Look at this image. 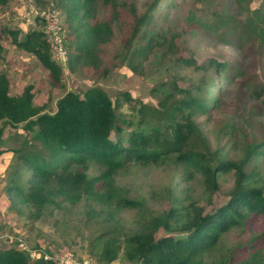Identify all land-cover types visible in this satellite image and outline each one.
<instances>
[{"label":"trees","instance_id":"trees-1","mask_svg":"<svg viewBox=\"0 0 264 264\" xmlns=\"http://www.w3.org/2000/svg\"><path fill=\"white\" fill-rule=\"evenodd\" d=\"M11 1L0 0V7H8ZM37 1L40 0H36L38 5ZM159 1H154L148 11L136 19L135 30L125 44L127 51H131V61L148 58L158 47L168 46L169 49L174 45V39L168 41L163 35L148 33L155 25L154 13ZM57 3L65 14L68 68L72 72L99 69L101 47L110 43L113 30L109 23L97 21L98 9L100 4L109 6L117 17V0H57ZM232 19L227 16L219 27ZM6 33L13 45L35 56L49 71L54 86L62 83L64 68L53 59L54 44L44 31L23 34L6 30ZM257 36L264 44V31H258ZM1 41L0 144L6 126L22 128L24 132L20 147L14 151L16 158L6 187L12 206L18 211L29 209L39 214L48 205H75L85 198L90 201L89 209L97 202L108 207L109 214L139 208L140 203L119 196L111 183L130 163L163 166L174 161L184 167L186 180L201 176L209 194L220 190V175L231 173L234 184L228 202L214 213H206L199 201L174 206L150 218L143 232L122 235L123 243L118 236L109 237L102 243L96 261L113 264L123 250L129 264H264V235L241 244L230 253L225 252L223 244L228 233L245 229L251 220L264 216V185L248 170L256 156H264V141L247 145L239 160H222L220 147L211 148L201 124L194 120L207 115L217 103L212 96L211 73L226 75L228 63L211 61L198 67L197 63L184 60L188 66L195 65L203 71L200 82L184 89L174 84L171 89L181 94L180 98L166 90L157 97V105L140 103L135 124L121 119L117 112L119 103H114L98 86L89 88L83 95L66 93L58 101L55 113H46L45 106L35 103L31 85L21 95L11 96L9 78L1 69L5 51ZM235 70L231 77L241 73L240 68ZM123 95L132 102L128 94ZM224 132L234 136L237 130L226 126ZM2 154L0 149V157ZM90 162L104 168L99 177L88 179L85 170ZM162 229L179 232L181 236L169 234L157 238L156 234ZM240 251L244 255L239 256ZM0 264L57 262L45 256L33 259L17 246H7L0 249Z\"/></svg>","mask_w":264,"mask_h":264},{"label":"rangeland","instance_id":"rangeland-1","mask_svg":"<svg viewBox=\"0 0 264 264\" xmlns=\"http://www.w3.org/2000/svg\"><path fill=\"white\" fill-rule=\"evenodd\" d=\"M154 1L117 0V17L112 8L100 4L97 21L109 23L113 38L101 47L99 69L77 72L70 71L66 63L65 14L57 0L37 3L41 11L55 12L63 31L58 43L48 33L47 25L40 22L23 1L12 0L8 7H0V39L5 49L1 69L9 78L10 95L19 96L31 85L35 103L45 106L46 113H55L58 101L66 93L83 95L89 88L98 86L114 103H119L117 112L121 119L136 124L140 103L157 105L161 92L173 91L174 84L184 89L200 82L203 71L198 67L211 61L228 63L226 75L211 73L214 82L212 96L217 103L207 115L194 120L201 124L211 148L220 147V159H241L247 145L264 141V44L257 36L258 31H264V0H160L154 13L155 25L148 33H158L168 41L174 39V45L169 49L168 46L158 47L148 58L131 61V51H127L125 44L135 30L136 19L145 14ZM227 16H231L232 21L219 27ZM6 30L23 34L44 31L55 47L53 59L64 68L62 83L54 86L49 71L35 56L13 45ZM188 59L198 67L183 62ZM130 65L135 69L129 68ZM237 67L241 73L231 77ZM208 89L209 86L205 91ZM124 93L132 98V102L124 98ZM226 126L236 129V135H227L224 132ZM126 130L130 128L126 127ZM4 133L0 144L3 151L0 157V249L17 246L33 259L47 256L57 260L73 255L77 260L97 263L96 256L102 243L112 235L121 238L125 234L141 233L150 218L179 204L186 206L199 201L206 213H214L228 202L234 184L233 175L224 173L219 178L220 190L209 194L201 176L186 180L184 167L174 161L163 166L130 163L115 175L111 183L119 196L140 203L139 208L109 214V208L97 202L89 209L90 201L84 198L75 205H48L39 214L29 209L18 211L9 201L6 187L16 158L14 151L20 147L24 132L22 128L6 126ZM103 169L90 162L85 173L88 179H94ZM248 170L264 185V156H256ZM178 233L162 229L156 237L181 236ZM262 235L264 216H259L251 220L247 228L234 229L225 236V252L230 253ZM121 240L123 243V238ZM238 255L244 253L240 251ZM113 264H129L123 250Z\"/></svg>","mask_w":264,"mask_h":264},{"label":"built area","instance_id":"built-area-1","mask_svg":"<svg viewBox=\"0 0 264 264\" xmlns=\"http://www.w3.org/2000/svg\"><path fill=\"white\" fill-rule=\"evenodd\" d=\"M25 3V7L30 10L37 18H40L46 25L48 33L54 38V42L58 43L63 34L62 27L60 26L59 20L55 15V12L41 11L36 4V0H21ZM60 42V41H59ZM41 258V257H40ZM37 259V258H36ZM47 260H55L57 264H100L93 263L91 260H77L73 255H65L61 259H53L52 257H45Z\"/></svg>","mask_w":264,"mask_h":264}]
</instances>
